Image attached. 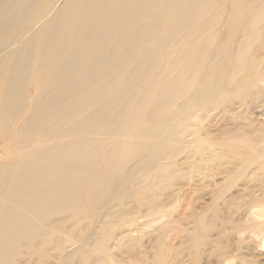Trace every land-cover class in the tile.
I'll return each instance as SVG.
<instances>
[{
    "label": "bare ground",
    "instance_id": "6f19581e",
    "mask_svg": "<svg viewBox=\"0 0 264 264\" xmlns=\"http://www.w3.org/2000/svg\"><path fill=\"white\" fill-rule=\"evenodd\" d=\"M263 22L264 0H0V52L27 42L0 56V264L32 255L53 217L66 234L65 216L79 225L108 204L155 141L171 148L158 126L173 102L214 107L216 83L257 79L236 61Z\"/></svg>",
    "mask_w": 264,
    "mask_h": 264
},
{
    "label": "rangeland",
    "instance_id": "374dc122",
    "mask_svg": "<svg viewBox=\"0 0 264 264\" xmlns=\"http://www.w3.org/2000/svg\"><path fill=\"white\" fill-rule=\"evenodd\" d=\"M242 28L240 43L248 40ZM52 46L48 54L57 51ZM234 47L224 48V60L236 61ZM236 63L257 79L216 83L214 107L191 93L173 102L158 126L162 139L177 136L173 146L155 141L152 153L117 173L123 191L110 188L108 204L79 225L65 216L66 234L52 232L59 225L53 217L51 235L32 241L33 254L25 251L13 264H264V32Z\"/></svg>",
    "mask_w": 264,
    "mask_h": 264
}]
</instances>
